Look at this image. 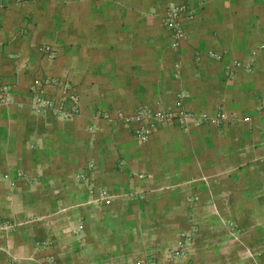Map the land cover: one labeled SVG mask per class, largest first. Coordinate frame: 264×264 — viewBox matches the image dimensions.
<instances>
[{"label": "crops", "instance_id": "0c3cea01", "mask_svg": "<svg viewBox=\"0 0 264 264\" xmlns=\"http://www.w3.org/2000/svg\"><path fill=\"white\" fill-rule=\"evenodd\" d=\"M172 2L193 9L176 46L162 23ZM34 78L54 96V79L68 83L77 110L34 111ZM178 92L201 122H159L139 141L114 119L175 109ZM177 186L181 216L211 222L187 252L206 236L264 264V0H0V264H54L46 252L58 264H125L138 236L117 228V209ZM221 222L239 230L225 235ZM43 237L52 243L40 249Z\"/></svg>", "mask_w": 264, "mask_h": 264}, {"label": "rangeland", "instance_id": "374dc122", "mask_svg": "<svg viewBox=\"0 0 264 264\" xmlns=\"http://www.w3.org/2000/svg\"><path fill=\"white\" fill-rule=\"evenodd\" d=\"M202 179L205 176L200 175ZM148 197L142 198L140 203L128 205L117 209V228L122 224L123 230L129 235H137L134 243L130 240L129 247L137 246V250L126 256L125 264H193L190 259L185 261L183 255H194L195 264H258L259 256L249 252L232 253L227 247L219 249L208 246L204 236L203 244L197 245L195 251L187 252V245L193 243L198 236L200 225L205 224L204 230L210 231L211 222H195L191 216L187 219L181 216L185 210V196L183 191L177 187H165L149 190ZM196 196H193L195 199ZM107 198V201L103 199ZM102 205L111 203L110 197L104 196ZM101 206V205H100ZM99 207V206H98ZM193 210L188 209V212ZM190 215V214H189ZM222 223V222H221ZM114 225L113 222H106L105 229L109 230ZM223 225V226H222ZM220 232L227 235L231 227L239 225L235 223H222ZM215 232V231H214ZM216 236L215 233L212 234ZM210 240V239H209ZM49 238L43 237V241L38 242V246L47 248L51 245ZM46 260L58 264L54 259V254L46 252L43 254Z\"/></svg>", "mask_w": 264, "mask_h": 264}, {"label": "built area", "instance_id": "2783aa9c", "mask_svg": "<svg viewBox=\"0 0 264 264\" xmlns=\"http://www.w3.org/2000/svg\"><path fill=\"white\" fill-rule=\"evenodd\" d=\"M193 13V9L184 2L169 3L163 13L162 23L166 28L170 37V46H176L184 37L183 20L189 18ZM39 50L43 53H51L49 45H41ZM209 55L218 57L219 54L213 51L208 52ZM241 66L237 60L232 61L226 69L227 73H231V69ZM56 86L59 93L54 95L49 94L44 90V85L49 84L50 79L44 78L42 80L34 78L31 87V108L36 112L50 111L60 117H67L72 112L77 110V94L76 91L70 88L69 84L62 80H56ZM181 93L176 94L175 109L159 110L147 106L136 108L130 113L117 111L114 119L123 121L130 125L132 135L139 141L146 140L151 134L153 128L159 122L176 121L180 125H185L186 121L191 119L195 123L201 122V117L194 116L181 106ZM5 99V96H3ZM104 118H109L106 111L101 113ZM225 117L222 111H218L215 116L210 117L211 121H217ZM104 198V197H103ZM107 201V198L103 199ZM7 224L0 222V229L6 228Z\"/></svg>", "mask_w": 264, "mask_h": 264}]
</instances>
